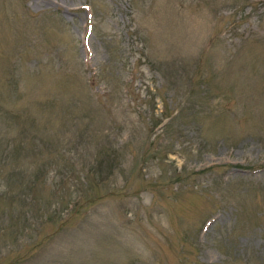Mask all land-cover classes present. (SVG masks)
Wrapping results in <instances>:
<instances>
[{
	"label": "rangeland",
	"instance_id": "rangeland-1",
	"mask_svg": "<svg viewBox=\"0 0 264 264\" xmlns=\"http://www.w3.org/2000/svg\"><path fill=\"white\" fill-rule=\"evenodd\" d=\"M0 264H264V0H0Z\"/></svg>",
	"mask_w": 264,
	"mask_h": 264
}]
</instances>
